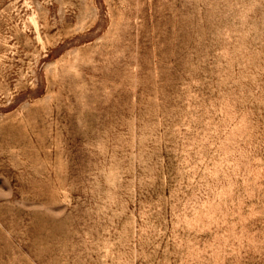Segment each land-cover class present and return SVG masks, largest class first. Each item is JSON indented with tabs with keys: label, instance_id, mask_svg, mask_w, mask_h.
Returning a JSON list of instances; mask_svg holds the SVG:
<instances>
[{
	"label": "rangeland",
	"instance_id": "374dc122",
	"mask_svg": "<svg viewBox=\"0 0 264 264\" xmlns=\"http://www.w3.org/2000/svg\"><path fill=\"white\" fill-rule=\"evenodd\" d=\"M0 264H264V0H0Z\"/></svg>",
	"mask_w": 264,
	"mask_h": 264
}]
</instances>
